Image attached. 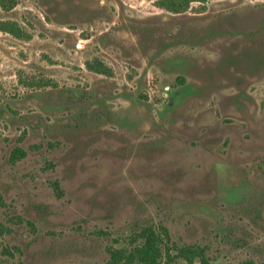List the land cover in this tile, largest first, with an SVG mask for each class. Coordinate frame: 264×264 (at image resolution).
<instances>
[{
	"label": "rangeland",
	"instance_id": "obj_1",
	"mask_svg": "<svg viewBox=\"0 0 264 264\" xmlns=\"http://www.w3.org/2000/svg\"><path fill=\"white\" fill-rule=\"evenodd\" d=\"M156 2L0 0V264L264 261V0Z\"/></svg>",
	"mask_w": 264,
	"mask_h": 264
},
{
	"label": "trees",
	"instance_id": "obj_2",
	"mask_svg": "<svg viewBox=\"0 0 264 264\" xmlns=\"http://www.w3.org/2000/svg\"><path fill=\"white\" fill-rule=\"evenodd\" d=\"M194 1H204V0H157L156 5L160 8L167 9L172 12H184L186 11L190 4ZM2 3L5 5L4 1ZM14 5V2L11 6ZM0 29L4 31L11 32L17 36H21V29L19 26L10 21H1ZM96 69L102 73H108L107 66L99 64ZM184 80H181V83H184ZM15 158H22L25 156V152L22 148H16L14 151ZM134 242L138 240L141 243H135L130 250H116L113 255L114 258L122 262L123 264H160V259L164 254L163 244L165 242V237H169V233L165 227H162V230H158L154 225H148L141 230L134 233ZM167 243V242H165ZM175 248V246H174ZM169 244L165 245V250L168 255L170 254ZM177 254L179 257L188 259L190 263L194 261L196 257H201V264H211L210 260L204 256L203 250L193 247H178L176 246ZM239 264H264V261H256L254 259H247Z\"/></svg>",
	"mask_w": 264,
	"mask_h": 264
}]
</instances>
